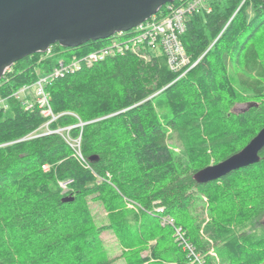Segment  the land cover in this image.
<instances>
[{
    "label": "trees",
    "instance_id": "1",
    "mask_svg": "<svg viewBox=\"0 0 264 264\" xmlns=\"http://www.w3.org/2000/svg\"><path fill=\"white\" fill-rule=\"evenodd\" d=\"M210 5V12L186 20L180 41L189 63L180 71L163 55L125 54L46 86L56 116L48 128H68L67 137L79 139L82 161L59 133L33 136L48 119L13 96L49 74L54 61L38 52L6 67L0 264H113L104 232L114 236L125 264H191L172 238V221L206 264H264V149L258 163L216 181L193 178L264 127V0ZM242 104L244 110H235ZM89 201L103 207L107 224L96 225ZM205 237L218 262L207 255Z\"/></svg>",
    "mask_w": 264,
    "mask_h": 264
},
{
    "label": "water",
    "instance_id": "2",
    "mask_svg": "<svg viewBox=\"0 0 264 264\" xmlns=\"http://www.w3.org/2000/svg\"><path fill=\"white\" fill-rule=\"evenodd\" d=\"M174 0H0V80L6 67L58 44L77 48L128 31ZM264 127L240 151L197 171V184L216 181L260 161ZM73 197L63 199L72 202Z\"/></svg>",
    "mask_w": 264,
    "mask_h": 264
},
{
    "label": "built area",
    "instance_id": "3",
    "mask_svg": "<svg viewBox=\"0 0 264 264\" xmlns=\"http://www.w3.org/2000/svg\"><path fill=\"white\" fill-rule=\"evenodd\" d=\"M211 1L215 0H184L180 4H166L160 14L158 12L128 31L116 32L103 45L85 55L80 57L74 55L65 60L63 59V52L57 53L54 55L56 65L49 74L39 77L33 85L23 86L13 96L21 99L26 109H31L34 105L37 106L40 114L48 119L46 122L48 125L56 119V116L50 108L49 97L45 90L46 86L53 79L79 70L83 66L90 67L109 57L125 54H134L143 59L154 54L156 56L163 55L171 70L180 71L189 63L180 41V36L186 28V20L191 14L210 12ZM45 53L46 58L52 56L51 47ZM194 65L195 63L192 64V66ZM31 87H34L32 100L26 98V93ZM0 109H7L6 99L2 97H0ZM43 167L47 168L46 166ZM70 182L60 183L61 188L65 189ZM157 210L161 211V209ZM176 231L191 264H206L200 253L182 238L181 230L176 229Z\"/></svg>",
    "mask_w": 264,
    "mask_h": 264
},
{
    "label": "rangeland",
    "instance_id": "4",
    "mask_svg": "<svg viewBox=\"0 0 264 264\" xmlns=\"http://www.w3.org/2000/svg\"><path fill=\"white\" fill-rule=\"evenodd\" d=\"M91 47H82V48H77V49H69V52H66L64 50H59V49H55L54 47H51V53H52V56H49L48 59H52V61H55V58H54V55H56L57 53H61L63 52L62 54L64 55L63 56V59L67 60L69 59L71 56H74L76 55L77 53H85L89 50H92L90 49ZM67 51V50H66ZM65 53V54H64ZM46 53H43V55L40 56V59H44L46 58ZM34 84V83H33ZM32 84V85H33ZM26 95H29V99H33V96H34V87H31ZM246 108V105L245 104H242V105H237L235 107V110L237 111H242ZM50 124V123H49ZM48 124V125H49ZM48 125L47 123H45L42 128L37 132V133H34L33 136H37V135H45V134H49V133H53V132H56V133H59L76 151V154L77 156L79 157V159L82 161L83 158L81 157L80 155V152L78 150V147H79V139H76V140H71L69 139V137H67V132L66 130L68 128H63V129H58V130H55V131H51L49 128H48ZM177 150V149H176ZM213 165V164H212ZM62 183H65V182H61ZM89 206L91 208V212L93 214V216L95 217V223L96 225L100 226V225H104V224H107V218H106V213L104 212V209L103 207L97 203V202H94V201H89ZM158 209V208H157ZM156 209V210H157ZM199 212L202 213V216L203 218L206 219V221L208 220V207H203V208H200L199 209ZM172 221V220H171ZM263 223H264V219H263ZM164 224V222H163ZM162 224V225H163ZM172 224L174 225L173 227V235H172V238H174L175 242H178L177 239L179 240V237L177 235V231L176 229H180L181 230V235H182V238L184 240H186L188 242L189 245H192L190 241L187 240V236H186V233L183 231V229H181L180 227H176V225L174 224V221H172ZM200 234H202V230L200 231ZM177 236V238H176ZM102 239L107 247V249L110 251L109 255L110 257H113L114 258V263L113 264H125L123 259L120 257V250L118 248V245H117V242L114 238V236L110 233V232H104L102 234ZM205 240L208 242L209 244V249L207 251V255L214 258L216 262L219 261L215 251L213 250V243H212V240L208 239L207 237H205ZM181 241V240H179ZM178 244V243H177ZM154 245V242H151V246ZM148 255V252H143L142 253V256H147ZM218 264H220L218 262Z\"/></svg>",
    "mask_w": 264,
    "mask_h": 264
}]
</instances>
